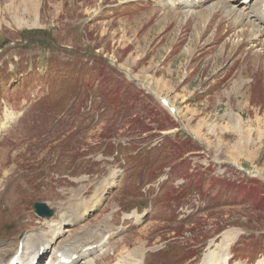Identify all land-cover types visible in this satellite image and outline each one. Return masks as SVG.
Wrapping results in <instances>:
<instances>
[{"label":"rangeland","instance_id":"374dc122","mask_svg":"<svg viewBox=\"0 0 264 264\" xmlns=\"http://www.w3.org/2000/svg\"><path fill=\"white\" fill-rule=\"evenodd\" d=\"M166 1L0 0V113L6 105L21 108L34 89L54 83L52 98L44 95L0 141V170L27 171V189L17 196L22 205L8 219L29 214L22 226L0 219L7 237L0 238V251L10 252L26 229L45 228L33 214L34 201L72 211L70 189L76 200L89 197L119 167L125 171L118 189L68 227L69 235L114 211L110 224L123 229L95 264H132L136 255H122L138 245L146 246L142 264H202L208 248L214 259L231 248L229 264H264V175H237L231 164V176L216 175L220 160L264 174V30L237 20L226 11L227 0H191L190 10ZM20 63L33 66L5 76L3 69ZM230 70L235 84L212 94ZM143 83L177 102L178 120ZM9 111L3 128L15 117L7 122ZM47 138V148L61 154L50 168L62 178L51 188L44 187L40 166ZM203 148L208 152L199 155ZM101 155L114 156L97 160ZM166 168L170 179L152 200L142 188ZM85 174L90 180L75 181ZM136 207L147 214L123 218V210Z\"/></svg>","mask_w":264,"mask_h":264},{"label":"bare ground","instance_id":"6f19581e","mask_svg":"<svg viewBox=\"0 0 264 264\" xmlns=\"http://www.w3.org/2000/svg\"><path fill=\"white\" fill-rule=\"evenodd\" d=\"M177 2L180 3L181 5L184 3L183 7L186 8V10H190V7L193 5L192 4L193 1L191 3L188 0H178ZM263 3L264 0H227L226 11L232 13L234 16H236L237 20L241 22L245 21L246 19H249V25L252 27V29L259 28V30L260 29L264 30ZM208 8L209 11L213 13L215 9V5L211 4L209 5ZM24 23L26 24V22ZM13 117H14V113L11 110L7 112L6 114L7 122H10ZM8 173L10 174L9 171ZM130 215L132 214L129 213L125 214V216H130ZM76 220H78V217L68 212L62 214V216L59 219H53V220L46 219L45 220V224L47 225L46 230L39 229L35 232L24 233L22 235L21 242L18 241L15 251H13V253L8 259L5 258V254L0 255V264H38L44 253L47 252L49 253V260L47 264H77L78 262L81 261L85 262L86 264H95L98 258L96 255L98 254V252L100 253L106 252L105 247L107 245L104 246V249L102 251H99L97 247L90 249L89 246L94 245L95 243L86 244L83 247L79 246L81 241L79 239L77 240V238L79 237L82 241H84L87 237L85 233H80L78 234L77 237L76 236H71L69 238L65 237L64 229L68 227V225L69 226L74 225ZM107 220L108 218L105 220V225H104V227L106 228L102 227L104 228L105 231L103 233V239H101L99 242L105 240V242L106 243L108 242L109 244L110 239L113 237V234L115 233V230H113L110 226L107 227ZM92 230L94 229H92L91 226H89V228L86 229L88 233L92 232ZM225 245H227L228 247V242H224L221 245V248H225L226 250L227 247H223ZM145 247H143V245H138L135 248L129 250L127 253L123 254L122 256L125 259L127 256H130L132 254L136 255V257L133 259L132 264H142L144 260V254L146 251V249H144ZM212 253H213L212 251L205 253L204 258L202 259L203 264H223L225 262L224 261L225 258L228 257L226 253H223V254H219L214 259L212 257ZM14 257H16L15 260H13ZM66 259H69L70 261H64ZM114 264H121V263L117 262Z\"/></svg>","mask_w":264,"mask_h":264},{"label":"water","instance_id":"95a60500","mask_svg":"<svg viewBox=\"0 0 264 264\" xmlns=\"http://www.w3.org/2000/svg\"><path fill=\"white\" fill-rule=\"evenodd\" d=\"M35 207L37 211L42 215H52V211L49 210L44 204L42 203H35Z\"/></svg>","mask_w":264,"mask_h":264},{"label":"crops","instance_id":"0c3cea01","mask_svg":"<svg viewBox=\"0 0 264 264\" xmlns=\"http://www.w3.org/2000/svg\"><path fill=\"white\" fill-rule=\"evenodd\" d=\"M197 94H198V93H197ZM228 94H229V93H228ZM191 133H193V134L197 135V137H199L198 132L196 133L195 131H193V132H191Z\"/></svg>","mask_w":264,"mask_h":264}]
</instances>
